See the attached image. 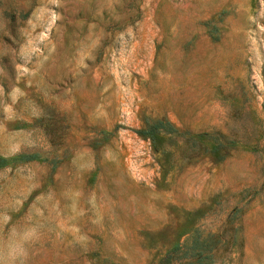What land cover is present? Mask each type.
Listing matches in <instances>:
<instances>
[{
	"label": "rangeland",
	"instance_id": "1",
	"mask_svg": "<svg viewBox=\"0 0 264 264\" xmlns=\"http://www.w3.org/2000/svg\"><path fill=\"white\" fill-rule=\"evenodd\" d=\"M0 264H264V0H0Z\"/></svg>",
	"mask_w": 264,
	"mask_h": 264
}]
</instances>
